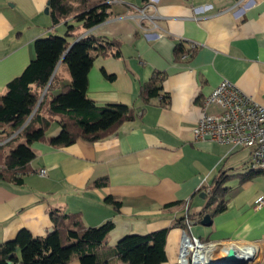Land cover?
Returning a JSON list of instances; mask_svg holds the SVG:
<instances>
[{
	"label": "crops",
	"instance_id": "1",
	"mask_svg": "<svg viewBox=\"0 0 264 264\" xmlns=\"http://www.w3.org/2000/svg\"><path fill=\"white\" fill-rule=\"evenodd\" d=\"M47 2L0 0V96L34 58L36 39L64 35V23L52 26L44 13ZM141 8L149 20L136 17ZM108 12L104 22L86 32L72 20L68 25L79 27L74 35L119 42V57L93 55L86 96L97 106L125 105L133 119L103 140L79 138L67 147H52L46 141L61 130L55 119L46 140L31 144L35 157L20 175L22 184L0 180V246L22 229L44 237L53 230L50 211L58 210L78 215L85 227L111 222L105 248L125 235L167 229L162 264H175L177 224L188 201L196 220L191 234L212 242L255 243V264H264V203L254 208L264 193V178L240 180L248 171L246 150L194 142L191 135L202 101L222 80L264 106V0H117ZM67 40L72 45L76 39ZM180 46L186 54L196 48L188 57L176 56ZM55 73L48 101L70 82L63 61ZM154 74L163 76L166 107L159 97L148 103L140 99L141 87ZM18 130L12 124L0 127V156L25 143L21 132L14 136ZM40 170L46 175H38ZM221 176L225 207L203 226L197 218L207 198L198 189ZM99 179L106 184L92 187ZM106 197L120 206L106 204ZM111 264L122 263L113 259Z\"/></svg>",
	"mask_w": 264,
	"mask_h": 264
},
{
	"label": "trees",
	"instance_id": "2",
	"mask_svg": "<svg viewBox=\"0 0 264 264\" xmlns=\"http://www.w3.org/2000/svg\"><path fill=\"white\" fill-rule=\"evenodd\" d=\"M107 1L48 0L46 9L52 26L64 23L66 30L60 37L51 35L36 39L34 58L18 77L6 85L0 96V127L12 124L14 128H20L26 124L20 134L25 143L0 156L1 181L22 184L20 175L26 172L27 165L35 157L31 144L46 140L45 132L55 119L61 130L46 141L52 147H67L79 138L88 142L103 140L120 124L133 119L132 110L125 105L97 106L86 96L87 75L93 55L119 57V42L89 34L79 38L80 35L73 34L79 27L68 25L72 20L86 32L104 22L111 6ZM72 37L76 40L70 45L67 39ZM184 54L181 46L175 49L176 56ZM62 57L70 82L48 101V93L56 82L55 69ZM162 78V75L154 74L141 87L139 96L144 103L159 97L162 107L168 105L169 97L161 94ZM257 176L260 174L247 171L240 180ZM221 178L198 190L204 193L209 188L210 193L206 195L207 204L197 221L224 209L223 197L227 189L222 187ZM105 184V179H99L91 186L99 188ZM105 203L116 209L120 206L111 197H106ZM189 218L196 221L192 215ZM50 219L53 231L44 237L35 238L22 229L12 240L2 244L0 264H111L113 259L122 264H162L166 260L167 229L145 235H125L112 248H105L107 235L113 228L111 222L85 227L78 215L59 214L58 210L50 211ZM177 225L184 227L183 218Z\"/></svg>",
	"mask_w": 264,
	"mask_h": 264
},
{
	"label": "built area",
	"instance_id": "3",
	"mask_svg": "<svg viewBox=\"0 0 264 264\" xmlns=\"http://www.w3.org/2000/svg\"><path fill=\"white\" fill-rule=\"evenodd\" d=\"M117 0L107 1L109 4ZM146 8L137 10L140 21L149 20ZM196 47L191 46V50ZM190 54H184L188 57ZM47 89V88H46ZM43 92V95L46 92ZM201 115L191 131L192 140L209 141L227 146L231 152H248L247 170L259 173L264 178V106L256 103L250 96L242 93L227 80H222L201 103ZM29 121V120H28ZM14 136L19 134L24 126ZM38 175L45 176V170ZM207 184L202 183L198 190ZM210 193L209 188L204 192ZM264 203V193L255 203L259 208ZM182 215L184 227L180 228V241L175 264H227L224 258L234 252L236 258L250 260L255 264L258 259V245L251 242L228 241L212 242L201 240L191 234L193 222L189 215V202H184Z\"/></svg>",
	"mask_w": 264,
	"mask_h": 264
},
{
	"label": "water",
	"instance_id": "4",
	"mask_svg": "<svg viewBox=\"0 0 264 264\" xmlns=\"http://www.w3.org/2000/svg\"><path fill=\"white\" fill-rule=\"evenodd\" d=\"M44 13L47 14L48 10L45 9ZM83 36H84V34L81 35L79 38H81ZM61 61H63V57H62ZM204 197H205V194L202 193L201 194V198H204ZM210 223H211V218H210L209 215H205L200 221V224L203 225V226H210ZM52 231L53 230L51 229L49 231V233L52 232ZM223 261L226 262L227 264H250V260H246V259H243V258H241V259L236 258V255H235L234 252H230L229 255L227 257H225Z\"/></svg>",
	"mask_w": 264,
	"mask_h": 264
},
{
	"label": "rangeland",
	"instance_id": "5",
	"mask_svg": "<svg viewBox=\"0 0 264 264\" xmlns=\"http://www.w3.org/2000/svg\"><path fill=\"white\" fill-rule=\"evenodd\" d=\"M57 33H58V32H57ZM59 35L61 36V34H60V33H59V34H57V35H55V36H59ZM60 36H59V37H60Z\"/></svg>",
	"mask_w": 264,
	"mask_h": 264
}]
</instances>
